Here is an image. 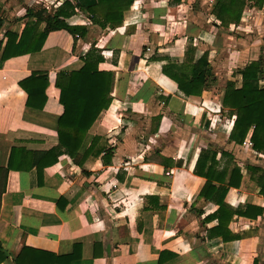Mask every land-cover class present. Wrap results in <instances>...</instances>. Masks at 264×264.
<instances>
[{
	"label": "crops",
	"instance_id": "obj_1",
	"mask_svg": "<svg viewBox=\"0 0 264 264\" xmlns=\"http://www.w3.org/2000/svg\"><path fill=\"white\" fill-rule=\"evenodd\" d=\"M64 1L0 0V58L4 33L21 34L27 9L49 12ZM70 1L83 8L94 4ZM207 2L213 5V0H181L178 6L135 0L122 25L104 31L76 12L64 21L87 28L86 37L51 32L40 52L0 59V247L10 255L1 264H13L11 257L24 247L69 257L70 264H264V197L255 183L264 177V156L228 142L233 118L227 115L225 132H214L212 124L207 128L212 105L226 114L225 85L239 88L236 72L264 58V10L245 8L239 24L227 29L210 15L206 42L182 28L180 36L167 37L169 25H180L190 7ZM92 45L102 57L99 70L114 76L110 106L84 138L80 156L95 140L82 165L62 155L43 170L39 185L36 155L57 146L62 108L56 75L79 70ZM203 56L213 82L199 97H185L161 73L166 61L194 64ZM33 72L48 78L40 111L26 107L18 86ZM201 150L230 153L240 170L239 188L224 200L228 207L263 209L256 220L232 218L228 231L236 240L206 238L217 222L204 220L217 206L198 195L204 180L193 169ZM246 167L259 171L251 174Z\"/></svg>",
	"mask_w": 264,
	"mask_h": 264
},
{
	"label": "trees",
	"instance_id": "obj_2",
	"mask_svg": "<svg viewBox=\"0 0 264 264\" xmlns=\"http://www.w3.org/2000/svg\"><path fill=\"white\" fill-rule=\"evenodd\" d=\"M135 0H94V4L81 7L78 2L66 0L56 10L27 9V22L19 36L5 32L6 43L1 53V61L10 58L34 54L41 51L43 43L51 32L64 31L75 40L87 35V28L69 26L64 21L76 12L86 14L87 19L102 31L113 30L122 25L123 15L134 4ZM169 5L178 6L181 0H168ZM245 8L264 10V0H213L211 15L219 23L220 28L238 25ZM0 21V28H1ZM43 27L41 28V26ZM82 67L77 71L59 72L54 87L58 90V104L62 113L57 119V146L47 152L37 154L34 160L38 184L41 185L42 172L53 166L62 155L81 166L91 146L79 155L84 138L98 116L106 111L111 103L114 76L110 72L100 71L102 62L100 50L92 45L81 58ZM161 73L176 84L177 90L185 97H199L213 82L206 56L196 63L177 65L166 61ZM240 76V87L234 83L225 85L221 108L229 118H233L228 142L242 147L250 144V150L264 156V58L245 65L236 72ZM26 94V107L40 111L46 102L45 90L48 87L47 73L33 72L18 83ZM108 152V151H107ZM102 157V164L109 163L108 153ZM99 152L96 153L98 156ZM223 162L220 168L219 161ZM233 156L225 151L201 150L193 169V175L204 180L199 191V198L213 201L217 206L211 217L204 221L215 220L217 225L207 231L206 238H221L223 242L238 239L228 231V225L234 216L249 220L262 217L263 209L245 205L233 210L225 203L230 189H238L241 182L240 170L233 163ZM10 168L11 164H10ZM248 173L259 171L257 167H246ZM250 174V175H251ZM252 177V176H251ZM252 179V178H251ZM253 180V179H252ZM259 194L264 197V177L255 181ZM31 253L38 256L32 257ZM9 254L0 247V264L9 258ZM13 264H70L69 257L59 258L51 254L22 248L12 256ZM161 262V260H160ZM255 264V262L253 263Z\"/></svg>",
	"mask_w": 264,
	"mask_h": 264
},
{
	"label": "rangeland",
	"instance_id": "obj_3",
	"mask_svg": "<svg viewBox=\"0 0 264 264\" xmlns=\"http://www.w3.org/2000/svg\"><path fill=\"white\" fill-rule=\"evenodd\" d=\"M194 5V4H193ZM193 5H191L193 7ZM211 4L207 2L206 4L196 3L194 8H189L188 16L185 17V20H181L180 25L168 26L166 30L167 37L171 38L173 36H180V29L193 31L188 33V35H197L201 39L206 42L208 37L205 36V33H208L210 30V21L209 17L211 15ZM179 21V20H178ZM184 27V28H183ZM212 31V30H210ZM210 36V35H209ZM212 114L210 121L207 122V128L210 127L209 125L212 124L215 126L213 128L214 132L223 133L226 131V121H225V113H222L215 105L211 107ZM218 111V112H217ZM216 116V117H213ZM217 123V124H216ZM221 140V139H220Z\"/></svg>",
	"mask_w": 264,
	"mask_h": 264
},
{
	"label": "built area",
	"instance_id": "obj_4",
	"mask_svg": "<svg viewBox=\"0 0 264 264\" xmlns=\"http://www.w3.org/2000/svg\"><path fill=\"white\" fill-rule=\"evenodd\" d=\"M246 145H247L248 147H250V144H249V143H246Z\"/></svg>",
	"mask_w": 264,
	"mask_h": 264
}]
</instances>
